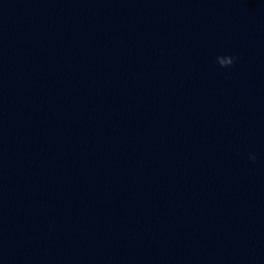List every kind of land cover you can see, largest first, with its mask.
Listing matches in <instances>:
<instances>
[{"label":"water","instance_id":"95a60500","mask_svg":"<svg viewBox=\"0 0 264 264\" xmlns=\"http://www.w3.org/2000/svg\"><path fill=\"white\" fill-rule=\"evenodd\" d=\"M0 264H264V0H0Z\"/></svg>","mask_w":264,"mask_h":264},{"label":"clouds","instance_id":"9594fccd","mask_svg":"<svg viewBox=\"0 0 264 264\" xmlns=\"http://www.w3.org/2000/svg\"><path fill=\"white\" fill-rule=\"evenodd\" d=\"M216 63L221 67H229L234 64L235 57L228 54H221L215 57ZM250 159H255V156H250Z\"/></svg>","mask_w":264,"mask_h":264}]
</instances>
